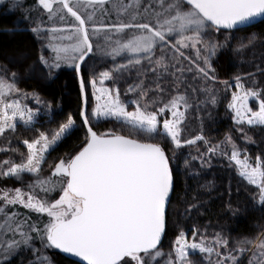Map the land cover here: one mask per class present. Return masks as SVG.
<instances>
[{"label":"snow or ice","instance_id":"6c2138e0","mask_svg":"<svg viewBox=\"0 0 264 264\" xmlns=\"http://www.w3.org/2000/svg\"><path fill=\"white\" fill-rule=\"evenodd\" d=\"M0 15L17 17L0 32H28L37 44L34 58L0 50V138L7 143L0 152L19 156L0 161V183L20 185L0 187V264H59L61 256L76 264H241L249 253L247 264H264V232L233 242L177 224L167 251L163 245L173 164L185 150L186 169L199 162L192 176L225 160L264 209V155L253 159L230 133L213 143L203 117L198 131L189 123L201 105L227 100L235 131L255 143L248 130L264 128V53L254 70L231 79L219 78L216 63L222 54L264 45L257 33L235 35L264 23V0H0ZM65 71L76 83L77 109L41 130L39 117H51L53 103L20 84L55 81ZM18 122L36 133L20 142L24 150L10 138ZM102 122L113 127L100 131ZM77 130L78 148L49 163ZM198 209L188 203L184 215Z\"/></svg>","mask_w":264,"mask_h":264},{"label":"trees","instance_id":"16d2710c","mask_svg":"<svg viewBox=\"0 0 264 264\" xmlns=\"http://www.w3.org/2000/svg\"><path fill=\"white\" fill-rule=\"evenodd\" d=\"M33 2L34 0H28L29 4ZM2 24L3 22L0 21V27ZM251 33L264 36V23L259 22L241 32H237L235 35L244 37ZM19 36L21 38L22 35ZM236 43L237 41L234 39L232 42L233 47L236 46ZM20 45L17 39L7 41L5 33L0 32L1 50L11 49L12 47L18 49ZM253 61L254 58L252 59V57L247 56L244 51L222 54L216 63L218 76L221 80L231 79L238 72L252 71L254 70ZM255 63H260V57L255 59ZM65 79L69 81L73 91H77L76 83L68 71L62 72L55 81H47L40 88L41 96L53 103V114L56 125L58 121H62L66 117L68 110H70L63 93L62 80ZM261 79L264 80V78ZM229 97L230 94L228 99ZM226 103L227 100L220 103L216 108H212L209 105L206 110L202 109L199 112H193L190 116V127L194 132L198 131L200 127L198 117H203L206 135L213 143L223 140L225 134L230 133L238 144L242 147H247L248 154L253 159L257 154L264 155V128L256 127L248 130V135L253 138L255 143H247L241 140L240 134L235 131L233 122L226 112ZM75 105H77V101ZM75 111L76 109L73 110V112ZM208 112L212 113L211 117L208 116ZM18 128L16 134L10 137L15 141L25 138L31 139L36 134L27 128ZM82 139L83 132L81 130L75 131L50 153L48 161L52 163L56 162L58 158L75 151L81 144ZM201 150L203 151L204 149L201 148ZM188 151L185 150L184 155L173 164L175 192L171 197V205L169 207V230L167 238L163 241L164 249L166 244L174 238L175 233L178 231L177 224L184 227L185 230H190L192 225L195 224L201 230L207 229V232L210 234L222 232L232 239L233 242L238 238H255L261 232H264V209L254 206L244 187L240 184L239 178L232 169L226 166L227 161L218 158L213 161L211 169H207L200 176L194 177L191 173L194 170H199V162L192 161L193 168L186 169L184 160L190 159ZM191 155H197L194 149L191 150ZM209 181L213 182L214 186L210 189L201 187ZM13 185L19 184L15 182ZM237 188L240 189L239 192ZM193 197H196V199L194 200ZM188 203H198L199 209L193 210L192 215L186 217L184 210ZM229 203H231L233 209L238 208L240 211L233 215L232 210L228 208ZM20 211L24 212L26 210L20 209ZM60 260H62V256L59 257V262ZM12 264L14 263L12 262Z\"/></svg>","mask_w":264,"mask_h":264},{"label":"rangeland","instance_id":"374dc122","mask_svg":"<svg viewBox=\"0 0 264 264\" xmlns=\"http://www.w3.org/2000/svg\"><path fill=\"white\" fill-rule=\"evenodd\" d=\"M16 19H17L16 16H3V15H0V21L3 22V24H2V26L0 28H3L4 26H12ZM19 35H22L21 38H19L20 37ZM236 37H239V36H236ZM5 39L7 41H14V40L17 39L20 42L21 45H20V47H18V49H15V48L12 47L11 49H6V50H2V51L7 52L9 54H15L17 52H29L33 56V58L35 57L37 44H36L35 40L33 39V37L31 36L30 33L21 32V33L15 34V35L5 34ZM243 51L245 52V54H247V56L252 57V59L255 58V57H256L255 59H257V58L261 57L262 53H264V46L260 45V44H257L254 49L253 48H248V49L242 50L241 52H243ZM2 58L3 57H0V59H2ZM46 82L47 81L41 80L39 78H34V79H29V80L25 81L24 83L20 84V87L23 88L24 90L28 91V92H32V91L35 90V91H38L41 94L40 88ZM62 83H63V93H64V95L66 97V101H67V104H68L67 106L70 107V110H68V113H70V112L74 113L73 110L77 109V105H75L77 91H75V92L73 91V89L71 88V84L69 83L68 80H66V79L62 80ZM65 84L67 85V87H65ZM31 86H32V88H30ZM217 87L219 88L220 86L218 85ZM201 99H203V97H201ZM229 99H230V97H229ZM28 103L30 104V106H33V107L35 106L34 101H28ZM252 103H254V102H252ZM208 107L209 106H207V108H205V106L202 105L201 109L206 110V109H208ZM50 118H54V114L53 113L51 114V117H49V116H47V115L42 113L41 116L39 117V123H37L36 127L40 128L41 130H47L49 128H55L57 126L55 124V119H52V122L49 123L48 120ZM112 125H113V123H111V122H102L98 126V130H100V131L107 130L108 128L113 127ZM18 127H24V126L20 122H18L17 129H19ZM21 141L22 140L15 141L14 139H12V146L13 147L20 146L21 150H24L22 144L20 143ZM5 146H7L6 141L3 138H0V147H5ZM9 158H11L13 160H16L17 162L19 161V156L17 154H14L11 151L6 152V153L0 152V161H3L5 159H9ZM56 162H58V161H56ZM49 163H52V162H49ZM13 183H15V182L12 181V180H9V181L6 182V185L0 183V187H4V186H7V187L20 186V185L14 186ZM249 238H253V237H249ZM170 242L168 244H166L165 251L168 250ZM249 255H250V253L245 255V257L241 258V264H247V260H248ZM193 259L198 260L199 256L193 257ZM14 260L12 261L14 264H19V259L18 258L14 259ZM242 260H245V261H242ZM59 264H76V263L70 262V261H68V260H66L65 258L62 257V260H60Z\"/></svg>","mask_w":264,"mask_h":264},{"label":"water","instance_id":"95a60500","mask_svg":"<svg viewBox=\"0 0 264 264\" xmlns=\"http://www.w3.org/2000/svg\"><path fill=\"white\" fill-rule=\"evenodd\" d=\"M257 23H259V22H257ZM256 23V24H257ZM250 27V26H249ZM63 257V256H62ZM64 258V257H63ZM66 260H68V261H70V262H73V263H76L77 262V259L78 258H65Z\"/></svg>","mask_w":264,"mask_h":264}]
</instances>
